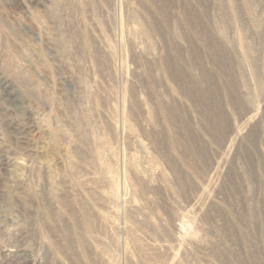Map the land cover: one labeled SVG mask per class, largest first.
Returning <instances> with one entry per match:
<instances>
[{
  "label": "rangeland",
  "instance_id": "obj_1",
  "mask_svg": "<svg viewBox=\"0 0 264 264\" xmlns=\"http://www.w3.org/2000/svg\"><path fill=\"white\" fill-rule=\"evenodd\" d=\"M0 264H264V0H0Z\"/></svg>",
  "mask_w": 264,
  "mask_h": 264
},
{
  "label": "bare ground",
  "instance_id": "obj_2",
  "mask_svg": "<svg viewBox=\"0 0 264 264\" xmlns=\"http://www.w3.org/2000/svg\"><path fill=\"white\" fill-rule=\"evenodd\" d=\"M256 115V114H255ZM254 118V114H252L251 116H249L248 118H247V121H250L251 119H253ZM233 137V136H232ZM230 140V139H229ZM232 147V146H231Z\"/></svg>",
  "mask_w": 264,
  "mask_h": 264
}]
</instances>
